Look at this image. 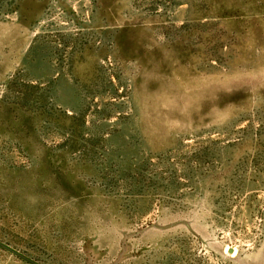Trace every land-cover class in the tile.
<instances>
[{"label":"rangeland","instance_id":"obj_1","mask_svg":"<svg viewBox=\"0 0 264 264\" xmlns=\"http://www.w3.org/2000/svg\"><path fill=\"white\" fill-rule=\"evenodd\" d=\"M0 264H264V0H0Z\"/></svg>","mask_w":264,"mask_h":264},{"label":"crops","instance_id":"obj_2","mask_svg":"<svg viewBox=\"0 0 264 264\" xmlns=\"http://www.w3.org/2000/svg\"><path fill=\"white\" fill-rule=\"evenodd\" d=\"M46 57L47 55H44L40 52H38L35 56H33V60L31 59V61H33V65L37 68H41L42 66L40 65H46ZM37 77L42 78V76L37 75Z\"/></svg>","mask_w":264,"mask_h":264},{"label":"water","instance_id":"obj_3","mask_svg":"<svg viewBox=\"0 0 264 264\" xmlns=\"http://www.w3.org/2000/svg\"><path fill=\"white\" fill-rule=\"evenodd\" d=\"M229 253H231V254H232V253H233V250H230V252H229Z\"/></svg>","mask_w":264,"mask_h":264}]
</instances>
